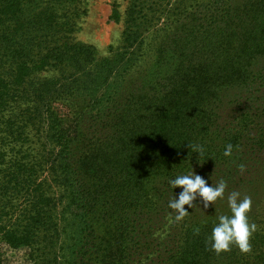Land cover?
<instances>
[{"label": "trees", "instance_id": "obj_1", "mask_svg": "<svg viewBox=\"0 0 264 264\" xmlns=\"http://www.w3.org/2000/svg\"><path fill=\"white\" fill-rule=\"evenodd\" d=\"M128 1L133 44L155 0ZM84 12L83 0H0V264L5 246L35 264H264V214L250 215V252L218 254L209 238L228 204L198 200L182 221L168 207L181 191L170 181L194 172L227 183L216 202L264 192V0L174 19L171 73L126 99L75 40Z\"/></svg>", "mask_w": 264, "mask_h": 264}, {"label": "rangeland", "instance_id": "obj_2", "mask_svg": "<svg viewBox=\"0 0 264 264\" xmlns=\"http://www.w3.org/2000/svg\"><path fill=\"white\" fill-rule=\"evenodd\" d=\"M244 0H155L153 6L146 5L147 15H139L141 33L133 44L124 42V31L127 27L128 0H83L84 14L78 20L75 40L92 46L94 52L93 64L103 63L111 68V85L114 88L122 82L119 97L126 99L132 92L138 93L143 84L157 81L171 73L176 57L173 56V37L175 33L173 20L180 17L189 19V11L203 21V17L215 14L216 17L226 12L227 8ZM118 9L120 17L114 18V7ZM207 24V22H205ZM132 45V46H129ZM101 63V64H102ZM57 71L42 73L41 76L59 77ZM125 80H127L125 82ZM62 81L64 82L65 80ZM224 103L227 101V91L222 92ZM63 111L66 109L62 106ZM89 103H86V111ZM221 111L227 114V103L222 105ZM63 194V190L61 191ZM264 192L256 194L252 200L249 216L264 214ZM263 197V198H262ZM65 200L59 208L64 206ZM225 202V203H224ZM225 204V205H224ZM216 210L227 209V197L223 202H215ZM258 216V215H257ZM259 217V216H258ZM253 223V217L250 216ZM256 224V223H255ZM161 235H163L161 233ZM165 235V234H164ZM4 264H35L30 257L27 247L3 248Z\"/></svg>", "mask_w": 264, "mask_h": 264}, {"label": "clouds", "instance_id": "obj_3", "mask_svg": "<svg viewBox=\"0 0 264 264\" xmlns=\"http://www.w3.org/2000/svg\"><path fill=\"white\" fill-rule=\"evenodd\" d=\"M233 146L227 145L224 156L231 157ZM243 171V166H241ZM174 189H181L175 194V198L169 201L168 207L174 212V219L182 221L187 215L188 208H193L196 201L203 204L204 209L214 206L218 199L225 196L227 183L221 180L215 185H209L208 181L197 173L179 175L170 181ZM227 204L230 215H218L217 223L212 228L209 242L212 250L216 253L227 252L233 245L238 246L240 251H251L250 239L257 231V225L249 220V212L252 200L248 196H241L239 191H232L227 196Z\"/></svg>", "mask_w": 264, "mask_h": 264}]
</instances>
